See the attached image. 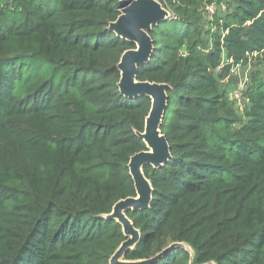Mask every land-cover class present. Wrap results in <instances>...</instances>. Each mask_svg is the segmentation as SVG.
Listing matches in <instances>:
<instances>
[{"label":"trees","instance_id":"16d2710c","mask_svg":"<svg viewBox=\"0 0 264 264\" xmlns=\"http://www.w3.org/2000/svg\"><path fill=\"white\" fill-rule=\"evenodd\" d=\"M123 1L0 0V264H109L126 240L107 216L137 197L127 164L147 151L151 99L118 88L136 49L108 31ZM157 1L172 15L135 79L168 86L170 156L143 167L151 201L125 213L140 237L123 259L264 264V75L244 117L220 86L234 66L264 67V0Z\"/></svg>","mask_w":264,"mask_h":264},{"label":"water","instance_id":"95a60500","mask_svg":"<svg viewBox=\"0 0 264 264\" xmlns=\"http://www.w3.org/2000/svg\"><path fill=\"white\" fill-rule=\"evenodd\" d=\"M171 18V15L156 0H132L122 2L120 15L110 23L108 31L116 37L133 42L136 49L123 53L118 64L120 81L118 88L122 96L132 98L145 95L151 99V107L145 120L144 132L138 134L147 147V151L133 155L127 164L129 174L134 182L136 198H126L117 202L110 215L122 227L126 240L111 256L109 264H151L161 255L148 261H124V254L139 241L140 233L134 228L126 216L128 210H139L147 207L151 201L152 188L143 174V167H157L167 161L170 156L169 146L164 135L159 130L167 102L166 84L137 82L135 79L137 67L146 62L153 50V42L148 32L159 21Z\"/></svg>","mask_w":264,"mask_h":264},{"label":"rangeland","instance_id":"374dc122","mask_svg":"<svg viewBox=\"0 0 264 264\" xmlns=\"http://www.w3.org/2000/svg\"><path fill=\"white\" fill-rule=\"evenodd\" d=\"M157 2L160 3L159 1ZM161 6L168 12V14L172 15L166 2L165 4H161ZM225 9L224 4H221L220 6L209 5L206 12L203 13L202 18L205 27L209 26L208 21H212L214 15L218 17L224 16ZM211 30L215 31V28L213 27ZM253 64L254 63L234 66L231 68L230 74H227L223 79H220L221 93L226 99L228 106L234 109L241 117L245 116V110L249 106L248 100L245 98V93L248 86L251 85V76L254 75L256 71H260L261 76L264 75V67ZM236 94L239 95V99L235 97Z\"/></svg>","mask_w":264,"mask_h":264},{"label":"built area","instance_id":"2783aa9c","mask_svg":"<svg viewBox=\"0 0 264 264\" xmlns=\"http://www.w3.org/2000/svg\"><path fill=\"white\" fill-rule=\"evenodd\" d=\"M217 70L219 71V70H220V67H219ZM235 97H236L237 99H239V95H238V94H236Z\"/></svg>","mask_w":264,"mask_h":264}]
</instances>
